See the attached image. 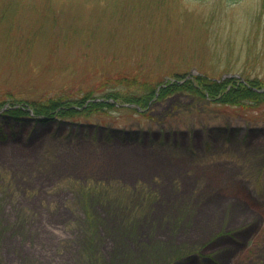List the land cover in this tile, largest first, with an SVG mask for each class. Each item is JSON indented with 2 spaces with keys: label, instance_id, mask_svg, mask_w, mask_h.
I'll list each match as a JSON object with an SVG mask.
<instances>
[{
  "label": "rangeland",
  "instance_id": "374dc122",
  "mask_svg": "<svg viewBox=\"0 0 264 264\" xmlns=\"http://www.w3.org/2000/svg\"><path fill=\"white\" fill-rule=\"evenodd\" d=\"M197 77L264 90V0H0V264H264V102L144 107Z\"/></svg>",
  "mask_w": 264,
  "mask_h": 264
},
{
  "label": "trees",
  "instance_id": "16d2710c",
  "mask_svg": "<svg viewBox=\"0 0 264 264\" xmlns=\"http://www.w3.org/2000/svg\"><path fill=\"white\" fill-rule=\"evenodd\" d=\"M228 1L233 2L238 0H228ZM246 80L247 82H251V83L253 82L255 88L261 87L259 86L260 85L259 82L255 79L252 80L246 79ZM233 81L237 83L238 79L235 77H226L225 80L218 81L215 83L210 80L204 81L203 79H200V77H197L195 79L183 81V82H179V81L169 82L168 84L161 87L159 91H157L156 87H153V90L150 92V96L145 97L144 99V107L147 106L148 103L151 101V99H153L157 95L160 98H166L170 94L175 92L191 93L193 95L197 94V95L206 96V98L212 97L211 98L212 101L217 100L224 104H233V105L244 104L245 100L248 99L256 103L264 102V90H261L260 88L257 89L250 88L247 82L246 83L242 82L238 86H235V83L234 85L230 84V82ZM197 83H199V85ZM109 95L112 96L113 94L111 93ZM136 99L138 100V98L134 99V97L126 98L127 102H131V101L135 102ZM106 102L107 101H105V103ZM50 105H48L49 107H41L39 105H34L32 109L33 112L30 111V109L28 108H23L24 109L23 110V109H12L10 107L7 109V111H5V113L8 115H13L12 117L17 120L23 118L24 116L31 117L29 115H33V119H36L38 121H45V122L56 121L57 118H62L67 116L75 117L77 115H80L81 113H86L84 108H82L81 104L75 106L77 108L71 109L70 108L71 106L66 105L65 99H61L60 102L52 103ZM94 105L97 106L96 108L97 110H100L101 108L98 109L99 105L104 106L105 104L103 103L99 104L98 102L94 101Z\"/></svg>",
  "mask_w": 264,
  "mask_h": 264
},
{
  "label": "bare ground",
  "instance_id": "6f19581e",
  "mask_svg": "<svg viewBox=\"0 0 264 264\" xmlns=\"http://www.w3.org/2000/svg\"><path fill=\"white\" fill-rule=\"evenodd\" d=\"M64 167H66V164H65V162H62V164L58 166V169L59 168L63 169Z\"/></svg>",
  "mask_w": 264,
  "mask_h": 264
}]
</instances>
